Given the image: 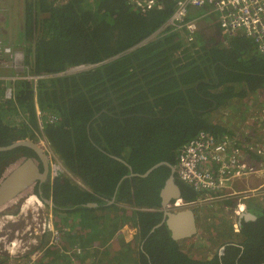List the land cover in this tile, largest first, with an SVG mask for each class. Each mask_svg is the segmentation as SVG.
I'll return each instance as SVG.
<instances>
[{"label":"trees","instance_id":"trees-1","mask_svg":"<svg viewBox=\"0 0 264 264\" xmlns=\"http://www.w3.org/2000/svg\"><path fill=\"white\" fill-rule=\"evenodd\" d=\"M160 1L163 8L142 14L126 0H25V64L29 74L45 77L0 78V146L45 138L77 178L60 173L48 196L66 248L104 249L94 264H264V206L254 200L249 209L259 207L257 220L242 222L236 240L211 258L189 255L166 224L151 233L163 219L160 192L171 169L141 174L159 162L176 165L179 150L200 130L229 133L212 115L228 108L238 118L246 99L264 95L257 45L245 35L222 40L215 17L203 20L192 42L167 31L136 46L174 10L172 0ZM81 64L96 65L63 74ZM8 86L12 99L5 98ZM33 155L26 146L0 151V177ZM126 224L137 234L129 245H116ZM47 256L46 264L67 261L53 248Z\"/></svg>","mask_w":264,"mask_h":264},{"label":"built area","instance_id":"built-area-1","mask_svg":"<svg viewBox=\"0 0 264 264\" xmlns=\"http://www.w3.org/2000/svg\"><path fill=\"white\" fill-rule=\"evenodd\" d=\"M127 4L142 14L163 8L160 0H126ZM175 3L174 10L168 19L153 32L147 39L136 46L156 39L167 31L182 32L189 42L194 41L199 29V17L189 18L192 8L210 6V15L217 14V23L220 30V38H232L245 35L258 47L264 58V0H172ZM0 55L8 56L12 61L10 67L16 71L26 66L25 55L14 47L3 45L0 41ZM96 64H81L67 68L63 74H71L93 68ZM45 75L26 74L15 79H29L37 81ZM13 88L8 86L5 90V98L12 99ZM246 104L240 107L238 118L235 121L239 128L236 132H226L216 135L209 130H200L196 136L189 140L178 153L175 167V176L180 183L188 185L193 191L203 193V201H230L225 206V211L232 212V227L237 234L240 232L242 214L249 210L251 197L264 196V181L250 189H242L237 183L250 176L264 175V95L253 99H246ZM244 115V118H242ZM52 159L53 178L65 171L58 162L45 138L40 139ZM254 154L260 157L257 160ZM258 192V194H257ZM252 193V194H251ZM233 200V201H231ZM184 203L177 200L172 208H181ZM50 211L44 214L40 239L34 238V248L21 241L17 253L26 254L28 258L22 264H46L47 252L53 248L58 256L65 255L67 261L54 264H87L86 253L79 244L72 248H66L63 240V232L55 225V215L52 205H48ZM29 227L28 229H30ZM38 230V229H37ZM15 244V243H14ZM13 244V246H15ZM16 245V246H17ZM17 256V255H16ZM85 256V258H84ZM83 259L81 260V258ZM94 264V263H91ZM96 264V263H95Z\"/></svg>","mask_w":264,"mask_h":264},{"label":"rangeland","instance_id":"rangeland-1","mask_svg":"<svg viewBox=\"0 0 264 264\" xmlns=\"http://www.w3.org/2000/svg\"><path fill=\"white\" fill-rule=\"evenodd\" d=\"M210 10V6H205L202 8H192L191 12L195 13L196 15L198 14L197 17H199V21H209V17H215L217 21V14L214 16L210 15ZM24 11L25 0H0L1 44L12 46L14 47V50H20L25 54L23 48L24 42L20 34L23 29ZM204 21L200 23L201 26H203ZM11 61L12 60L8 56L0 55V78L10 81L14 80L18 76L28 74L29 68L27 66H24L23 68H20V70L16 71L14 68L10 67ZM212 118L213 120L222 123V125H225L226 128L230 130V132H236L239 128V125H237V122L235 121L236 119L233 117L232 111L228 108L226 110L223 109L216 114L214 113ZM254 157L257 160L260 159V157L256 154H254ZM58 162L62 164L59 159ZM64 177H67L72 181H77V178L68 170H66V168ZM252 177L256 179V182L259 184L264 180V175L250 176L249 178ZM256 186H258V184H255V186H243L242 189L254 188ZM201 196L202 195L199 194L196 195L195 200L202 198ZM30 197H35L34 201H32V204H26ZM252 199L258 200V202L264 206V196L251 197L249 200L252 201ZM225 201L226 200L221 202H212L213 204H206L211 202L203 201L197 202L193 205H188V207L197 208L196 214L198 218V224L200 225L199 232L196 236L180 241L182 249L185 250L189 255L203 259L205 257L214 255L218 250L221 249L225 241H229L233 238L236 240V235L234 234L235 232L234 230H231L232 212L225 211ZM222 202L225 203L222 205ZM232 203L233 202H230L231 206ZM12 206L14 209L11 208V210L8 209L6 211L0 212V264H22L28 258L27 255L23 256L21 253H17V251H19V245L13 246V243L19 244L21 242V240H19L20 238L17 236H20L21 232L24 230L29 232L28 228L31 227L30 224L33 223L32 221H34V217H36L39 213L44 217V214L50 211V208L45 205L36 194H31V192L25 193V195L20 200L13 202ZM126 207L129 206L126 205ZM259 210V207L252 209L254 212H259ZM221 226L223 233H220L219 230ZM125 227H127L128 230H132L131 232L133 234L137 232V230L133 229V227L130 228V224L126 225ZM18 231L20 232L19 235H17ZM228 231L233 232L231 233V238L228 236ZM222 234L224 237H221ZM122 236L123 235L117 236L121 237V242L116 245H121L122 241L129 245V242H131L133 237L129 236L128 238L124 239ZM26 241L28 240L26 239ZM30 241L32 242L33 238H30ZM130 246H132V249L136 253L140 247V242L134 241ZM106 249L108 252H110V256L113 257V241L109 243ZM101 250L103 251L104 249ZM95 256L97 260H100V254H95ZM48 257L49 256H47V258Z\"/></svg>","mask_w":264,"mask_h":264},{"label":"water","instance_id":"water-1","mask_svg":"<svg viewBox=\"0 0 264 264\" xmlns=\"http://www.w3.org/2000/svg\"><path fill=\"white\" fill-rule=\"evenodd\" d=\"M19 146H26L33 150V156H23L14 164L10 165L6 171L7 173L0 180V212L11 209L12 203L20 200L25 193L31 192L38 180L44 181L47 178L49 170V155L41 140L34 139H18L6 146H0V151L13 149ZM43 160L44 171L39 166V159ZM161 165H167L171 169V174L167 178L164 187L161 189V210L163 211L162 221L155 226V228L166 224L171 232V237L180 241L182 239L191 238L198 234V225L196 221L195 211L191 207L181 209H174L177 200H182V187L175 176L174 165L168 162H159L149 168L141 176L146 177L154 169ZM135 175V174H133ZM27 197V196H26ZM46 203L53 205V200H46ZM93 206L97 204L93 203ZM258 216L255 212L247 211L240 217V222H249L257 220ZM134 227V226H133ZM127 229H124V232ZM127 233V232H126Z\"/></svg>","mask_w":264,"mask_h":264},{"label":"flooded vegetation","instance_id":"flooded-vegetation-1","mask_svg":"<svg viewBox=\"0 0 264 264\" xmlns=\"http://www.w3.org/2000/svg\"><path fill=\"white\" fill-rule=\"evenodd\" d=\"M48 154V153H47ZM49 155V154H48ZM25 156H23L24 158ZM39 166L41 168L42 171H44V163H43V160L40 158L39 161ZM48 163H49V170H48V174H47V178L44 180V181H41V180H38L36 182V184L34 185L32 191L37 194V196L40 198V200L45 204V205H49L48 203H46V200H50V198L53 200V197H49L48 196V188L53 184L54 182V174L52 172V159L51 157L49 156V159H48ZM6 170L5 172L2 174V176L0 177V180L4 177V175L6 174ZM12 209H14L12 207ZM11 210V209H10ZM42 220H43V215H41L40 213L34 217V221H32L33 223L30 224L31 228L28 229L29 232H26V230L22 231L21 232V235L20 236H17L18 238H20L19 240L21 241H24L25 243L29 244L31 246V248H34L35 247V244H33L31 241H30V238H38L40 239V237H42L41 234H39V231L41 230L40 228V224L42 223ZM19 224V223H18ZM17 224V225H18ZM128 225V224H126ZM133 225L130 224V228H132ZM38 229V230H37ZM133 229L137 230L136 227H133ZM155 229V226L153 227V229L151 230V233L152 231H154ZM233 230V229H232ZM138 231V230H137ZM19 231L17 232V235H19ZM124 233V232H123ZM233 233V232H229V235ZM125 234V233H124ZM137 234V232L135 233V235ZM236 235V233H234ZM134 235V236H135ZM237 236V235H236ZM16 237V238H17ZM223 237V234L222 236ZM12 238V237H11ZM26 239L28 241H26ZM43 239V237H42ZM188 239V238H186ZM121 239H117L116 241V244L120 241ZM182 240H185V239H182ZM181 240V241H182ZM114 242V241H113ZM12 244V243H11ZM14 244V243H13ZM119 244V243H118ZM15 246L17 245V243L14 244ZM224 248V245L221 247V249ZM29 253H26V254H23V256L25 255H28Z\"/></svg>","mask_w":264,"mask_h":264},{"label":"crops","instance_id":"crops-1","mask_svg":"<svg viewBox=\"0 0 264 264\" xmlns=\"http://www.w3.org/2000/svg\"><path fill=\"white\" fill-rule=\"evenodd\" d=\"M240 182H238L237 183V186H239L240 188H243V186H255V184H258L259 185V183H257L256 182V179H254L253 177L252 178H244V179H242V180H239ZM264 181V180H263ZM183 184V183H182ZM185 187L183 188L182 187V185H181V187H182V195H183V203L184 204H186V205H193V204H196V203H194V202H196L197 200H199V199H197V200H195L196 199V195H202L203 193H198V192H195V191H193L192 190V188H190L188 185H186V184H183ZM250 189H252V188H250ZM202 197V196H201ZM256 201V202H258V200H255V199H252V201ZM208 202H211V203H206V204H213L212 202H221V201H208ZM226 202V204H225V206L226 205H228V204H230V201H225ZM225 202H222V205H223V203H225ZM225 206H224V208H225ZM191 208H193V207H191ZM194 209V211H195V215H196V221H197V225H198V232H199V228H200V225L198 224V218H197V214H196V210H197V208H193ZM199 213V212H198ZM126 225H124V227L119 231V233L116 235V237L117 236H121V235H123L122 237H124V239H126V238H128L129 236H132L133 238H134V235L135 234H133L131 231L132 230H128V228L127 227H125ZM124 229H127V231H125L124 232ZM125 234H124V233ZM127 232V233H126ZM117 238H121V237H117ZM133 240V239H132ZM131 240V241H132ZM181 241V240H180ZM179 241V242H180ZM130 243V242H129ZM94 250H97V249H89L88 250V252L86 253V258H85V256H84V258H85V262L87 263V264H91V263H93V261L95 260L96 262H98L99 260H97L96 259V256H95V254L96 255H101V252H102V250H100L99 249V251H94ZM96 252V253H95ZM100 252V253H99ZM213 255H211V256H208V258H211ZM197 258V257H196ZM206 258V257H205ZM83 259V257L81 258V260ZM201 259V258H200ZM109 263H110V261H112L111 260V256H109ZM105 262H108L107 260H105L104 261V263Z\"/></svg>","mask_w":264,"mask_h":264},{"label":"clouds","instance_id":"clouds-1","mask_svg":"<svg viewBox=\"0 0 264 264\" xmlns=\"http://www.w3.org/2000/svg\"><path fill=\"white\" fill-rule=\"evenodd\" d=\"M190 14H191V11H190ZM190 14H189V16H190ZM188 19H192V18L189 17ZM202 21H203V20L199 21V26H200V23H201ZM198 30H199V29H198ZM40 139H41V138H39V140H40ZM42 139H43V138H42ZM47 153H48V152H47ZM48 154H49V153H48ZM49 156H50V155H49ZM64 173H65V171H64L63 173H61V174H64ZM54 179H55V178H54ZM34 194H35V193H34ZM36 195H37V194H36ZM38 198H39V197H38ZM39 199H40V198H39ZM179 200H180V199H179ZM182 201H183V200H182ZM49 205H51V204H49ZM47 206H48V205H47ZM183 206H184V207H183ZM183 206H181V207H182V208L188 207V205H186V204H184ZM52 209H53V205H52ZM173 209H174V208H173ZM175 209H178V207L175 208ZM179 209H181V208H179ZM248 211H252V210L249 209ZM53 212H54V211H53ZM252 212H254V211H252ZM123 227H124V226H123ZM123 227H122V228H123ZM122 228H121V229H122ZM121 229H120V230H121ZM232 229H233V227H232ZM120 230H119V231H120Z\"/></svg>","mask_w":264,"mask_h":264},{"label":"bare ground","instance_id":"bare-ground-1","mask_svg":"<svg viewBox=\"0 0 264 264\" xmlns=\"http://www.w3.org/2000/svg\"><path fill=\"white\" fill-rule=\"evenodd\" d=\"M34 199H35V197H30V198L27 200L26 204H32V201H34Z\"/></svg>","mask_w":264,"mask_h":264}]
</instances>
